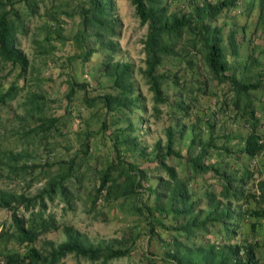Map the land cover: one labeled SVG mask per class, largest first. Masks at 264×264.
I'll use <instances>...</instances> for the list:
<instances>
[{
  "label": "trees",
  "instance_id": "1",
  "mask_svg": "<svg viewBox=\"0 0 264 264\" xmlns=\"http://www.w3.org/2000/svg\"><path fill=\"white\" fill-rule=\"evenodd\" d=\"M131 1L140 24L146 25L144 64L139 73L152 93V113L158 116L164 103L174 117L164 128L165 139H156L150 151L136 132L148 107L136 82L135 65L116 57L121 52L118 37L123 24L114 0H78L75 10L80 14L77 38L81 57L100 54L92 76L97 81L105 78L107 84V90L87 99L90 105L99 101L104 107L98 132L107 133L112 152L98 172L89 200L94 207L100 198L111 206L133 199L144 225H137L128 237L115 239L118 245L105 240L94 243L49 209L48 203L54 199L62 200L64 209H73L81 198L79 188L96 132L79 133L77 150L53 163L30 160L29 147L48 141L62 121L60 115L47 113L45 92L27 89L19 102L24 115L20 117H30L35 124L15 130L22 148L0 141V174L26 181L20 190L0 187V209L9 211L8 224L0 227V264H65L67 254L107 264L129 255L142 230L147 245L154 238L162 244L160 255L147 249L148 259L158 256L171 264H262L264 235L259 236L258 227L264 222V176L255 178V174L264 173L258 165L259 157L264 156V98L263 93L257 97L252 91L264 88V67L255 47L249 64L234 59L240 54L239 37L246 25L237 26L232 20L215 23L220 15L235 9L238 0H184L182 9L170 8L166 0ZM259 5L264 9V0ZM38 10L39 0H0V109L24 90L30 61L19 36L28 32L27 20ZM62 12L45 10L49 20L45 42L64 38ZM41 51L50 52L51 47ZM200 59L212 79L227 85L220 111L230 112L226 116L231 122L217 128L208 116L196 114L195 121L187 120L192 117L189 101L197 98L196 90L206 91V80L200 77L195 78L196 89L191 84L198 76L195 67ZM240 65L242 69L256 65L255 77H239ZM88 82L72 80L67 96L76 88L86 89ZM146 160L155 165L156 176L150 175L149 164L142 165ZM205 173L213 180L198 182ZM39 179H43L42 185L28 192ZM57 229L63 231L62 239L42 238ZM15 246H23V250Z\"/></svg>",
  "mask_w": 264,
  "mask_h": 264
},
{
  "label": "rangeland",
  "instance_id": "2",
  "mask_svg": "<svg viewBox=\"0 0 264 264\" xmlns=\"http://www.w3.org/2000/svg\"><path fill=\"white\" fill-rule=\"evenodd\" d=\"M77 2L78 0H39L38 13L28 18V32L19 36V44L29 58L30 68L26 73L24 90L0 109V141L5 146H12L15 149L22 148V141L17 134L15 135V130L22 131L35 124V121L30 117L25 116L24 119L20 117L24 115L19 102L24 98L25 90L27 89H41L45 92L48 104L47 113L60 115V120L62 121L60 126L50 135L48 141L29 147L32 151L30 160L53 163L60 158L73 154L77 150L80 137L87 130L96 132V135L90 140L91 158L88 161V170L79 188L81 198L76 200L73 209H64V202L58 199L49 201L48 206L61 222L72 224L83 232L91 242L97 243L105 240L118 245V242L114 241L115 239L128 237L131 230L137 228V225L142 226L144 224L140 220V214L134 208L133 199L128 200L122 206L118 204L111 206L110 204H105L104 200L100 198L94 207L91 206L92 204L89 200L88 194L96 186L99 176L98 172L105 165V159L108 156H112V152L107 133L100 134L98 132L100 122L105 113L104 107L99 101L94 105L88 103L90 98L107 90V84L105 83V78H99L98 80L100 81H97L92 76L100 60V54L93 53L90 59L81 57L83 52L80 47L81 43H79L80 41L77 38L81 26L80 14L75 10ZM114 2L116 13L123 24L121 34L118 37L121 52L116 57L131 60L135 65L136 82L147 101L148 107L147 114L137 124L136 132L138 139L146 146V151H150L156 139H165L164 128L168 123L173 122L174 117L168 112V106L164 103L161 104L162 112L158 116L153 115L151 109L152 93L139 73V67L144 64L142 39L146 32V25L140 24L131 0H114ZM166 3L172 9L185 8L184 0H166ZM47 8L65 11V13L62 12L60 15L63 18L60 32L64 35V38L55 37L51 42L44 41L45 25L47 26L49 23L44 13ZM245 11V8H238L229 13H224L216 19L215 23L222 24L231 20L237 26H241L243 22H246V24L250 23L252 29L246 31V33L241 32L240 37L244 38L245 36L250 43H253L252 47L257 48L256 54L264 62V24L259 27L255 24L256 14L253 15ZM262 16L264 18V15ZM261 23L263 22L261 21ZM52 26L54 29H58L56 23ZM48 46L51 47L50 52L44 53L41 51ZM198 65L199 67H195L197 69H195V73L198 76L192 78L191 84L196 89V85L199 83L195 78L198 77L199 79L200 77L202 80H206V91L203 89L196 90L197 98L189 101L192 117L187 120L189 122L191 120L195 121L196 114L208 116L211 121L214 120L216 122V128L224 122H231L230 116H226L230 112L220 111V104L225 97L224 91L227 85L219 83L210 77L202 59L199 60ZM239 68L242 69V65ZM257 69L256 65L250 66L248 69L244 68L238 71V76L243 77V75L247 74L255 77ZM12 76L13 74H10L7 79L9 80ZM187 78L189 79V72L187 73ZM72 80H88L90 85L86 89L76 88L71 96L68 97L67 93L70 90ZM202 80L201 87L204 83ZM252 94L258 97V90L252 91ZM109 118H111V115H109ZM133 118L135 121L139 119L134 116ZM79 133L81 136H79ZM259 158V168L264 170V156ZM44 164L45 166L47 165V163ZM148 164L150 175L156 176L155 174L158 171L153 163L147 160L142 163L145 166ZM49 167L48 165L46 166L47 169ZM52 168L55 167L53 166ZM35 173L39 175L38 169ZM260 176H264V173L255 174V178ZM153 179H156V177H153ZM42 183L43 179L34 181L28 192H34ZM25 184L26 181L21 177H16L15 175L9 177L5 174H0V187L20 190L25 188ZM8 222L9 211L4 208L0 209V227L3 223L7 225ZM258 233L259 236L264 235V222L259 224ZM161 235L164 237L165 231L162 230ZM63 237L64 233L60 229L51 230L42 235V238L55 240H60ZM147 239L145 231L142 230L141 236L132 244L129 255L113 258L107 264H171L168 260L158 256H151L153 260H151L152 258L148 259L146 256L147 249L156 255H160L162 244L158 238H154L147 245ZM8 247H13V245L9 244ZM15 248L23 250V246H15ZM1 250H3L2 245H0ZM262 252L260 257L262 256L261 260L262 264H264V252ZM63 260L65 264H95L91 260L75 256L74 254H67Z\"/></svg>",
  "mask_w": 264,
  "mask_h": 264
},
{
  "label": "crops",
  "instance_id": "3",
  "mask_svg": "<svg viewBox=\"0 0 264 264\" xmlns=\"http://www.w3.org/2000/svg\"><path fill=\"white\" fill-rule=\"evenodd\" d=\"M250 3L252 5H250ZM238 8H245L246 9L245 12H249L253 15L256 14L255 24H257L259 27H261V24H264V22L261 23L262 18H259L260 15H264V9H261V6L259 5V0H238V4L235 7V9H238ZM235 9H233V10H235ZM243 24L246 25V27L242 31L243 33H246V31H248L249 29H252L251 28L252 26L250 25V23L246 24V22H243ZM239 38H240L239 39L240 40V54L238 57H236L234 59H238L240 64L247 65V64H249V58L251 57V54L254 53V50L252 47L253 43H250L245 36H244V38L243 37H239ZM256 51L257 50L255 49V54H256ZM257 58L260 59L258 55H257ZM233 62H235V60H233ZM261 63L264 67V62H262V59H261ZM260 93H263L262 97L264 98V88H262L261 90H258V95ZM211 180H213V178H210V173H205V174H203V176L200 175L198 182L204 181V183H206V182H209Z\"/></svg>",
  "mask_w": 264,
  "mask_h": 264
}]
</instances>
